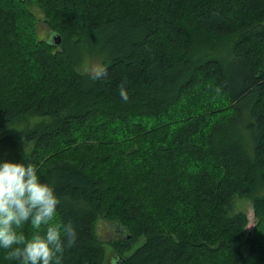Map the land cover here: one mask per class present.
<instances>
[{"label": "trees", "instance_id": "obj_1", "mask_svg": "<svg viewBox=\"0 0 264 264\" xmlns=\"http://www.w3.org/2000/svg\"><path fill=\"white\" fill-rule=\"evenodd\" d=\"M28 116L0 161L53 188L62 264H264V0H0V128Z\"/></svg>", "mask_w": 264, "mask_h": 264}, {"label": "clouds", "instance_id": "obj_2", "mask_svg": "<svg viewBox=\"0 0 264 264\" xmlns=\"http://www.w3.org/2000/svg\"><path fill=\"white\" fill-rule=\"evenodd\" d=\"M90 72L93 80L107 75L102 64ZM125 85L126 81L118 85V94L127 103ZM37 172L33 164L0 161V248L9 250L6 258L21 264H62L65 248L75 244L76 230L71 222H55L60 201ZM29 221L35 231L26 238L18 230Z\"/></svg>", "mask_w": 264, "mask_h": 264}, {"label": "rangeland", "instance_id": "obj_3", "mask_svg": "<svg viewBox=\"0 0 264 264\" xmlns=\"http://www.w3.org/2000/svg\"><path fill=\"white\" fill-rule=\"evenodd\" d=\"M29 5V9L34 13V15L38 18V20H41V15L40 12L38 11V9L32 5L31 3H28ZM44 31H42L40 34H42ZM45 35H43V37H45ZM81 57L79 59V61L76 64V70L79 72H90L91 68L95 65H98L91 57L90 54H88V52H86L85 50H82L81 52ZM20 121L17 123H13L10 125H5L2 128H0V132L1 133H11V132H16L18 130V128L22 125H32L37 118L36 117H32V116H28V117H24V118H20ZM29 149V145L25 144L23 141H19V152H25ZM251 150L250 148H248V153H250ZM262 193V192H261ZM242 212L244 213L245 217H246V224L244 226L245 232L246 233H251V229L253 224L255 223V219L253 217V213H252V207H251V200L249 197H237L235 196L230 204V209L228 212L230 213H234V212ZM104 225L103 224H99V226H97L98 229V237L101 240L102 243H104V241H106L109 238H113L112 236V229L110 228L109 231H104ZM140 239V237L138 238ZM139 241L136 242V244ZM134 244V245H136ZM134 245H131L132 247ZM104 246V252H105V257H108V255L110 254V250L109 247L106 246L105 244H103ZM112 254V253H111ZM108 260H110V262L114 261V259L112 258V256H110L108 258ZM85 264H91V262H86ZM113 264V262H112Z\"/></svg>", "mask_w": 264, "mask_h": 264}, {"label": "water", "instance_id": "obj_4", "mask_svg": "<svg viewBox=\"0 0 264 264\" xmlns=\"http://www.w3.org/2000/svg\"><path fill=\"white\" fill-rule=\"evenodd\" d=\"M50 37L53 40L54 44H58L59 36L57 34L50 33Z\"/></svg>", "mask_w": 264, "mask_h": 264}]
</instances>
